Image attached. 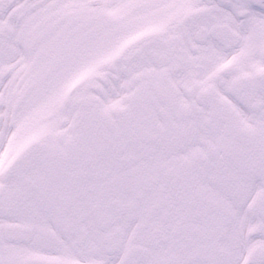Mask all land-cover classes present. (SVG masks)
I'll use <instances>...</instances> for the list:
<instances>
[{"label":"snow or ice","instance_id":"1","mask_svg":"<svg viewBox=\"0 0 264 264\" xmlns=\"http://www.w3.org/2000/svg\"><path fill=\"white\" fill-rule=\"evenodd\" d=\"M0 264H264V0H0Z\"/></svg>","mask_w":264,"mask_h":264}]
</instances>
